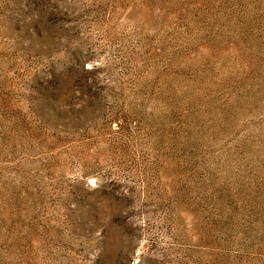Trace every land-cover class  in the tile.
Masks as SVG:
<instances>
[{
    "label": "rangeland",
    "instance_id": "obj_1",
    "mask_svg": "<svg viewBox=\"0 0 264 264\" xmlns=\"http://www.w3.org/2000/svg\"><path fill=\"white\" fill-rule=\"evenodd\" d=\"M0 264H264V0H0Z\"/></svg>",
    "mask_w": 264,
    "mask_h": 264
}]
</instances>
